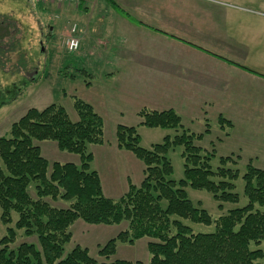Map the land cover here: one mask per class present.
Segmentation results:
<instances>
[{"label":"trees","instance_id":"obj_1","mask_svg":"<svg viewBox=\"0 0 264 264\" xmlns=\"http://www.w3.org/2000/svg\"><path fill=\"white\" fill-rule=\"evenodd\" d=\"M7 37V30L0 33V41ZM73 107L76 121L61 105L28 109L10 126L8 134L0 137V222L5 226L0 264H143L112 258L119 244L132 246L144 238L149 239L145 264H264V252L250 249L251 244L264 242V211L256 208H264V170L247 162L241 177L247 204L217 219L188 198L186 188L207 192L219 206L239 200L234 184L239 171L227 167L236 165L239 158L220 157V166L212 168L213 142L210 152L196 145L210 131L207 120L205 131L196 134L184 129L174 110L141 109L137 112L139 126L178 132L164 136L149 149L140 146L137 127L117 125V149L131 153L144 169L139 185L128 180L126 192L112 200L103 194L99 175L91 169L93 154L88 150L91 145L104 144L103 120L81 99L75 98ZM217 123L232 129V123L221 116ZM45 141L77 156L79 163L49 162L34 143ZM177 147L182 149L183 178L176 182L170 179L173 168L168 154ZM12 213L17 217L10 227ZM78 220L104 226L126 222V227L98 247L97 256L102 259L98 261L79 245L64 254V246L72 238L70 227ZM183 221L213 224L214 231L193 233ZM18 231L26 238L36 237L37 246L21 243L11 249Z\"/></svg>","mask_w":264,"mask_h":264},{"label":"crops","instance_id":"obj_2","mask_svg":"<svg viewBox=\"0 0 264 264\" xmlns=\"http://www.w3.org/2000/svg\"><path fill=\"white\" fill-rule=\"evenodd\" d=\"M64 7L57 11L68 19L61 45L75 24L80 42L75 60L85 57L84 66L98 67L109 86L110 95L98 101V109L83 100L102 120V112L111 115L116 127L128 113L171 109L185 129L198 134L205 120L216 124L222 116L233 125L222 140L230 141L231 154L264 170V0H84ZM19 28L10 15L0 14V33L10 31L12 39L11 30ZM85 84L90 89L94 79ZM237 116L245 118L241 132ZM123 155L140 171V184L142 163ZM69 163L78 164V157ZM130 174L131 168L126 188ZM113 259L123 260L117 254Z\"/></svg>","mask_w":264,"mask_h":264},{"label":"rangeland","instance_id":"obj_3","mask_svg":"<svg viewBox=\"0 0 264 264\" xmlns=\"http://www.w3.org/2000/svg\"><path fill=\"white\" fill-rule=\"evenodd\" d=\"M256 1L259 2V0ZM64 6H66L64 3L61 6H56L50 3H35L30 0H0V14L10 15L21 26L19 29L11 30L14 33L12 39L9 38L10 31H7L8 37L4 42H0V137L7 135L10 126L18 121L28 109L34 108L42 110L50 104H57L65 109L72 121H76L77 116L73 107L75 98L89 100L98 109V101L103 96L110 95L109 91H107L109 86L101 78L102 75H100V69L98 67H85L84 63L86 59H83L85 57L81 56L76 61L75 58L78 56L76 54L77 52L68 53L61 47V31L65 28L68 19L57 11L58 9L61 11ZM99 11L95 13H99ZM64 12L68 15L70 14V10L68 9H65ZM50 28L52 31L54 29L51 36ZM100 28H102V25ZM94 75L96 78L93 77ZM91 79H94V84L89 89L85 83L91 81ZM102 113L105 145L89 146L88 150L93 154L91 169L98 173L102 181L101 185L103 184L105 191L104 194L102 188L104 196L116 200L127 190L125 185L126 171L131 168V180L135 185H139L140 171L136 169L137 167H131L132 165L128 158L123 155L128 154L132 160H136L131 153H119L116 145L111 147L112 142L115 141V121L111 119V115ZM240 116H237L242 119H237V130L239 132H241V126L245 122V118ZM119 121L117 122L118 124L137 127L140 146L144 149H149L152 145L161 143L163 137L166 135L174 136L178 133L171 129L147 128L136 125L134 123L138 121V116L129 113L125 114L123 119ZM208 123L210 124V137L204 138L205 135L203 137L204 139H201L202 141L197 142L196 145L210 152V141L213 142L215 145V158L210 162L212 168L220 166L218 162L220 157L235 156L239 158V162L234 160L236 165L232 163L227 165V167L238 169L239 171V178L234 182L235 193L239 196V200L237 203H225L219 206L213 200L212 196L205 191L186 188V192L194 206L203 208L209 213L212 219H217L227 211L241 208L247 204V200L243 195V181L241 177L247 162L251 160L247 162L242 161L240 155H232L230 141H222L231 135L232 129L226 126L221 128L217 122L216 124ZM198 134H201V132ZM217 138L220 141H217ZM34 143L39 147L41 155L49 162L69 163L70 161H74V157H76L75 155L57 150L55 143L52 141ZM181 151L182 149L177 147L168 154L173 168L170 179L176 182L183 178ZM136 162L138 161L136 160ZM138 165L140 166L141 163L138 162ZM32 190L33 186H31L30 191L31 195L34 196ZM53 205L56 207H65L61 203H55ZM162 205L164 207V203ZM256 208L264 211L262 207L256 206ZM16 217V214L12 213L10 227H13ZM183 223L189 226L193 233H211L214 231L213 224L205 226L189 221H183ZM125 226L126 222L119 226H104L89 225L78 220L70 227L72 238L64 246V254L69 253L73 247L79 245L82 248H87L92 258L102 261L97 256L98 247L114 238ZM4 235L5 226L0 222V239ZM148 241L149 239L144 238L135 242L134 246L119 244L117 246V258L146 263L149 254L145 248V243ZM21 243H32L37 246L36 237L26 238L22 231H18L16 242L10 248L16 249ZM257 248L264 252V242L258 246L255 244L250 245V249L252 250Z\"/></svg>","mask_w":264,"mask_h":264},{"label":"built area","instance_id":"obj_4","mask_svg":"<svg viewBox=\"0 0 264 264\" xmlns=\"http://www.w3.org/2000/svg\"><path fill=\"white\" fill-rule=\"evenodd\" d=\"M35 2L50 3L57 6L64 4L77 5L84 0H34ZM76 32V26L73 25L70 30V35L62 40V45L69 53L76 52L79 48V40L74 36Z\"/></svg>","mask_w":264,"mask_h":264}]
</instances>
